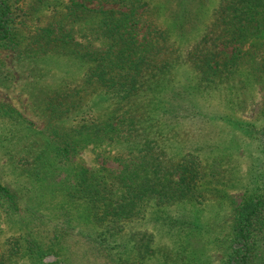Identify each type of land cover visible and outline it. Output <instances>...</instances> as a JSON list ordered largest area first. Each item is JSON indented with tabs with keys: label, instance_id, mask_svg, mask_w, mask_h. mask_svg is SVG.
<instances>
[{
	"label": "rangeland",
	"instance_id": "1",
	"mask_svg": "<svg viewBox=\"0 0 264 264\" xmlns=\"http://www.w3.org/2000/svg\"><path fill=\"white\" fill-rule=\"evenodd\" d=\"M69 1L10 0L21 44L37 26L62 16ZM78 1L98 7L96 0ZM153 1L171 25L172 37L181 45L194 42L202 34L218 2ZM103 3L104 7L118 6ZM186 7L189 18L182 31L173 25L174 18L169 13L175 12L186 20ZM63 21L65 30L71 28L74 39L83 45L108 43L97 34V15L92 11L82 18L66 17ZM143 31L140 28L138 36ZM245 42L242 48L249 46ZM233 44H226L225 49L230 51ZM240 56L241 60L248 58L245 53ZM86 67L87 63L75 58L69 46L33 56L0 48V178L17 193L19 201L16 210L0 206V243L10 242L15 236L24 244L29 239L34 247L31 252L16 256L15 264H77L67 241L79 242L80 238L87 244L86 234H94L100 228L89 217L87 205L67 195L74 187L76 168H119L118 154L134 152L141 146L140 136L133 140H88L81 142L66 161L56 159L53 145L52 150L45 149L46 100L67 80L81 79ZM90 109L102 116L125 112L127 120H135L134 133L141 134V129L150 133L152 144L157 150L162 148L166 158L193 156L202 171L208 172L201 200L168 206V212L179 217L178 222L172 223L162 212L160 217L154 209L126 222V230L152 232V249L139 256L128 242L121 253L133 264H223L233 206L259 182L264 168L260 145L264 133V72L259 67L243 66L212 81L202 78L190 63L181 61L148 77L130 100L116 103L110 94H99L89 100L83 114ZM77 118L78 114L72 115L66 122ZM252 264H264V244Z\"/></svg>",
	"mask_w": 264,
	"mask_h": 264
},
{
	"label": "trees",
	"instance_id": "2",
	"mask_svg": "<svg viewBox=\"0 0 264 264\" xmlns=\"http://www.w3.org/2000/svg\"><path fill=\"white\" fill-rule=\"evenodd\" d=\"M102 2L118 6L104 7ZM96 4L98 7H90L84 1L70 0L62 16L49 18L37 26L25 35L23 45L18 39L19 27L10 0H0V48H13L19 54L33 56L69 46L75 58L87 63L81 79L67 80L46 100L45 149L52 150L53 145L57 160H68L81 142L133 140L140 136L141 146L136 151L118 154L119 168L102 166L104 171H96L86 165L78 166L74 187L67 191L68 196L87 205L89 217L100 228L94 234H86L88 238L84 241L88 245L80 238L77 239L80 245L75 240L67 241L74 253L72 259L77 264H133L121 253L122 246L129 242L137 255L144 256L152 249V232L126 230V222L144 217L150 209L160 217L162 212L172 223L178 222L179 217L172 216L168 206L201 200L208 172L202 171L193 156L166 158L162 148L157 150L152 144L150 133L142 129L141 134L134 133L135 120L133 117L127 120L125 112L102 116L90 109L83 114L84 107L99 94H110L116 103L130 100L148 77L181 61L190 63L202 78L212 81L243 66L259 67L264 72V0H218L202 34L186 45L172 37L171 25L162 18L153 0H96ZM89 11L97 15V34L108 40L104 46L83 45L74 39L71 28H64L62 19L82 18ZM187 11L188 7L183 9L186 16ZM170 14L173 25L184 31L189 17L184 20L175 12ZM140 28L144 31L138 36ZM245 41L249 46L242 48ZM228 43H235L230 51L225 49ZM244 53L248 58L241 60ZM75 114H78L75 122L67 123L66 119ZM260 145L264 152V133ZM47 158L51 163V157ZM0 206L19 208L17 193L1 178ZM225 239L228 252L223 264H252L260 255L264 244V168L259 182L234 204ZM11 240L0 243V264H15L16 256L34 248L29 239H25V244L15 236Z\"/></svg>",
	"mask_w": 264,
	"mask_h": 264
}]
</instances>
